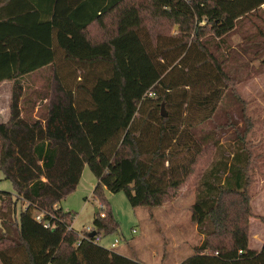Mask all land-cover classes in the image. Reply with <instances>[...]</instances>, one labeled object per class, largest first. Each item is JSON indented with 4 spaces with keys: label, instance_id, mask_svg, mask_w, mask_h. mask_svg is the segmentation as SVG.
Listing matches in <instances>:
<instances>
[{
    "label": "trees",
    "instance_id": "obj_1",
    "mask_svg": "<svg viewBox=\"0 0 264 264\" xmlns=\"http://www.w3.org/2000/svg\"><path fill=\"white\" fill-rule=\"evenodd\" d=\"M57 3L0 0V85L13 83L0 171L14 187L0 191V263L145 264L95 241L120 228L105 191L153 208L188 185L202 241L180 264H264V244L250 248V221L264 218L249 194L246 133L227 148L230 125L206 128L232 88L230 63L242 59L231 35L244 34L240 51L264 66V0ZM44 69L46 117L26 120L22 81ZM86 166L102 208L91 232H77L60 204Z\"/></svg>",
    "mask_w": 264,
    "mask_h": 264
},
{
    "label": "rangeland",
    "instance_id": "obj_2",
    "mask_svg": "<svg viewBox=\"0 0 264 264\" xmlns=\"http://www.w3.org/2000/svg\"><path fill=\"white\" fill-rule=\"evenodd\" d=\"M172 34L177 29L171 30ZM244 34L235 32L231 35L230 44L233 54L239 58L238 64L230 63L234 79L229 96L225 99L221 111L213 124L230 125L223 134L221 142L227 148L233 146L236 134L246 133L245 144L252 153L250 168L251 185L249 194L257 206L255 215L264 218V66L263 57L255 58L254 54H245L239 46ZM244 56V58H243ZM51 72L49 69L26 77L22 82L25 88L23 117L26 120H43L47 113V104ZM13 83L0 85V111L10 108ZM236 92L241 102L234 98ZM38 112L35 114V109ZM169 108H163L167 114ZM97 179L88 166L85 167L81 181L76 189L60 204L65 211L73 212L76 217L73 229L77 232L92 227L95 208L100 205L93 197ZM0 191L13 192V184L6 180L0 171ZM113 215L120 224L117 233L102 236L100 245L126 257L145 264H180L194 254L202 241L197 224L193 221V204L197 191L195 187L186 186L176 196L161 207H132L124 192L116 194L105 191ZM21 208H18L20 213ZM257 222V223H256ZM258 218L254 224H262ZM264 226V225H263ZM119 240V245L111 249V244ZM1 264V263H0Z\"/></svg>",
    "mask_w": 264,
    "mask_h": 264
},
{
    "label": "crops",
    "instance_id": "obj_3",
    "mask_svg": "<svg viewBox=\"0 0 264 264\" xmlns=\"http://www.w3.org/2000/svg\"><path fill=\"white\" fill-rule=\"evenodd\" d=\"M79 1H81V0H58L57 6H56V10H58L62 5L76 4ZM44 70H46V69H44ZM44 70H41V71H44ZM41 71H39V72H41ZM7 83H9V82H7ZM4 84H6V83H4ZM44 103L47 104L48 101L45 99ZM38 109L39 108L36 107L35 114H37ZM9 117H10L9 107L6 110L0 111V123L7 122L9 120ZM251 203H252L253 209H256L257 206L255 204V201L253 202V198L251 200ZM96 209L97 208H95V211H96ZM254 213H255V210H254ZM95 214H96V212H95ZM253 219L254 218H252L251 221H250V248L252 250H255V251H260L262 249V247H263V244H264V226H263L264 224L263 223H262L263 225L254 224L255 226H253V229H252ZM260 223H261V221H260ZM119 254H121V253H119ZM121 255H123V254H121ZM123 256H125V255H123Z\"/></svg>",
    "mask_w": 264,
    "mask_h": 264
},
{
    "label": "built area",
    "instance_id": "obj_4",
    "mask_svg": "<svg viewBox=\"0 0 264 264\" xmlns=\"http://www.w3.org/2000/svg\"><path fill=\"white\" fill-rule=\"evenodd\" d=\"M100 208H102V207H99V209H100ZM41 217H42V215L40 214V215L37 216V219L40 221V220H41ZM104 217H105V214H104V213H101V218H104ZM86 231H87V232H91V228L88 227V228L86 229ZM95 241H96L97 243L100 244L101 238L98 237V238L95 239ZM118 244H119V240H115V241L111 244V249H115V248L118 246Z\"/></svg>",
    "mask_w": 264,
    "mask_h": 264
},
{
    "label": "water",
    "instance_id": "obj_5",
    "mask_svg": "<svg viewBox=\"0 0 264 264\" xmlns=\"http://www.w3.org/2000/svg\"><path fill=\"white\" fill-rule=\"evenodd\" d=\"M164 116H165V114H164ZM95 212L98 213V208L96 209ZM94 236H95V233H91V234H90V237H94Z\"/></svg>",
    "mask_w": 264,
    "mask_h": 264
}]
</instances>
